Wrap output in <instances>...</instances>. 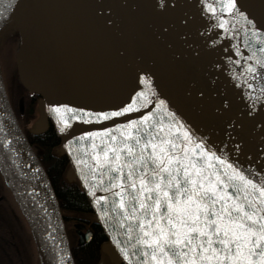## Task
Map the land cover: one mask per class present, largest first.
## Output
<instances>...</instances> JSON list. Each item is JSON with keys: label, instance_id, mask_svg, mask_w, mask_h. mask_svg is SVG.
I'll use <instances>...</instances> for the list:
<instances>
[{"label": "water", "instance_id": "95a60500", "mask_svg": "<svg viewBox=\"0 0 264 264\" xmlns=\"http://www.w3.org/2000/svg\"><path fill=\"white\" fill-rule=\"evenodd\" d=\"M105 1L120 15L135 40L144 39L133 0ZM220 2L223 6L228 0ZM235 4V12L242 15L228 13L223 7L222 12L248 85L258 83L259 89L252 97L264 122V68L256 64L257 59L264 61V53L259 51L264 47V0H235ZM3 21L11 22L17 36V79L27 92L38 96L43 115L60 143L95 222L115 248L122 264H141L143 257L133 255L136 249L131 247L135 239L129 241L128 236L129 223L136 222L125 221L121 227L123 211L118 207L112 211L120 202V197L112 193L119 189L104 192L98 185L100 174L92 180L89 168L78 163L84 160L95 166L90 159L94 154L91 145L109 137L80 138L123 129L149 113L167 123L168 118L164 116L167 112L175 122L183 124L153 94L121 51L101 21L93 0H0V23ZM249 65L257 67V73H248ZM253 75L257 78L252 79ZM139 94H144L146 99ZM257 96L260 99H255ZM129 106L136 110L124 112ZM54 108L73 110L65 113L67 127ZM113 112L123 115L113 117ZM104 115L110 118L98 119ZM62 127L64 131H60ZM183 130H187L184 125ZM113 134L119 138L118 132ZM205 150L208 149L205 147ZM0 174L31 233L39 264H73L57 200L15 119L1 76ZM109 186L106 178L104 187ZM100 197H107V200L97 203ZM144 250L141 247V252Z\"/></svg>", "mask_w": 264, "mask_h": 264}, {"label": "snow or ice", "instance_id": "6c2138e0", "mask_svg": "<svg viewBox=\"0 0 264 264\" xmlns=\"http://www.w3.org/2000/svg\"><path fill=\"white\" fill-rule=\"evenodd\" d=\"M166 6L167 0H160V7ZM222 7L242 15L235 12V0ZM207 10L217 11L212 4ZM226 23L222 21L219 27L225 28ZM259 51L264 53V47ZM256 64L264 68V61L257 59ZM247 72L255 74L257 67L249 65ZM135 110L129 106L124 112ZM53 111L67 127L65 113L73 110ZM120 115L123 113H111ZM164 116L167 123L149 113L123 129L80 138L109 137L91 145L94 154L90 159L95 166L84 160L78 163L89 168L92 180L100 174L98 185L104 192L119 189L112 193L120 197L112 211L116 207L123 211L121 227L125 221L136 222L129 223L128 232L129 241L135 239L133 255L143 257L141 264H264V182H254L205 150L171 114L165 112ZM106 178L109 187H104ZM101 200L107 197H100L97 203ZM138 246L145 250L141 252Z\"/></svg>", "mask_w": 264, "mask_h": 264}, {"label": "rangeland", "instance_id": "374dc122", "mask_svg": "<svg viewBox=\"0 0 264 264\" xmlns=\"http://www.w3.org/2000/svg\"><path fill=\"white\" fill-rule=\"evenodd\" d=\"M133 1L138 11L145 14L150 22L158 25L160 29L163 27V36H167L166 38L170 40V47L173 49L174 55V58H172V55L169 56V58L172 59L169 60V63L171 61L170 64L172 65L170 67V78H176V76H180V73L181 75L184 74L180 76L182 84V104L185 102L189 105L191 111L194 113V117L196 119L198 118V120L203 123L209 121L210 116L216 115L213 113L214 110L216 111L218 108L223 107L226 117L228 119L230 118L228 121L229 126L225 128V132L229 130V133H231L233 129L230 128L231 120L236 119V111L234 108H231L236 102V95L235 91L231 89L235 84L239 83L243 90L244 87L248 86V79L244 75L238 62L227 23L225 24V28L219 27V24L222 21H226V19L222 10H217L216 1L167 0V6L163 8L160 7V0ZM208 4H212V6L216 8L217 11L215 14L207 10ZM160 13L165 14V17L160 15ZM5 22L6 21H3V24H0L1 76L4 85L8 89L11 100L14 102V109L17 108L23 111V116L20 118L21 125L24 128L23 130L33 133L39 132L46 125L43 109L41 106L36 107L34 103L30 111L31 116H28L29 114L26 112L28 100L24 96L25 93H22L16 84L14 85L13 83L15 75L16 40L14 36L10 35V32H8L7 26L4 24ZM158 45L159 44L155 41L149 44L147 54L150 58L155 56L156 60L160 61L164 58L165 53L156 51ZM165 57H167V55ZM208 61L211 62V68H213V70L211 69L212 71L209 72H214L217 77V83H215L216 86L214 88H210L208 82L205 80L208 74H210L204 66ZM187 68L191 72L193 70V72H187ZM215 88L218 89V92L213 90ZM19 101H21L20 104L18 103ZM202 104H205L204 112H202V110L200 111V106H202ZM206 124V128L208 127L214 130L210 122ZM224 134L214 132L211 138L224 150L232 151L235 156L238 155L241 149L237 145V141H235L233 137L227 135V133ZM239 139L241 138L238 137V140ZM247 151L249 152L250 150L247 149L245 152ZM0 195L3 197L4 201L8 200L12 206L13 200L6 187L1 188ZM3 209L6 213L7 208L4 207ZM14 211L16 213V210ZM24 225L21 224V228H27L26 225ZM67 234V238L71 240V244H74L75 234L72 231ZM18 235L24 240L22 243L27 242L25 230H22V233L20 232ZM28 247L29 245L27 246L26 244L27 251H29ZM10 260L14 261L15 258H10ZM7 263L10 264L9 261H7Z\"/></svg>", "mask_w": 264, "mask_h": 264}, {"label": "bare ground", "instance_id": "6f19581e", "mask_svg": "<svg viewBox=\"0 0 264 264\" xmlns=\"http://www.w3.org/2000/svg\"><path fill=\"white\" fill-rule=\"evenodd\" d=\"M215 1L217 10L221 11L222 6L220 0ZM93 2L101 21L115 39L121 51L133 63L145 83L147 81L146 84L153 94L175 115L185 128L199 142L203 143L208 150L225 159L227 163L233 165L237 170L242 171L249 178H252L254 182H264V122L256 110L254 98L252 97V94L259 89L258 83H255L251 88L248 85L243 90L241 85L237 83L231 89L235 91L236 95V102L231 107L236 111V119L233 118L234 120H231L230 123V128H233L231 133H229V130L225 132V128L229 126L228 121L230 118L228 119L226 117L223 107L213 111L217 116H210L209 121L204 123L200 122L198 118L196 119L194 117L190 106L185 102L182 104V84L180 76L184 74L181 75L180 73V76H176L173 79L170 78V67L172 65L170 64L171 61L169 63V60L172 59L169 56L172 55V58H174V55L173 49L170 47V40L166 38V35V37L163 36V27L160 29L158 25L150 22L149 18L142 12H139L135 7L140 31L144 37L141 41H137L122 23L120 15L105 0H93ZM160 15L165 17V14L160 13ZM153 41L159 44L156 51H162L167 57L164 56L162 60L157 61L155 56L152 58L148 56V46ZM204 66L208 73H210L205 80L208 82L210 88H214L216 86L215 83H217V77L214 72H209L213 70L211 68L212 64L208 61ZM186 71H189L188 68ZM213 90L218 92L216 88ZM204 109L205 104H202L200 111L202 110L204 112ZM208 122H210L215 131L211 128H206V123ZM214 132L219 134L227 133V135L233 137L241 149L238 152L239 154L235 156L232 151L224 150L221 146L217 145L211 138ZM238 137L241 139L238 140ZM247 149L250 151L245 152ZM64 225L66 226V224Z\"/></svg>", "mask_w": 264, "mask_h": 264}, {"label": "trees", "instance_id": "16d2710c", "mask_svg": "<svg viewBox=\"0 0 264 264\" xmlns=\"http://www.w3.org/2000/svg\"><path fill=\"white\" fill-rule=\"evenodd\" d=\"M14 85L20 89L22 93L28 94L32 97V99H38L34 93L27 92L19 83L16 75V70L14 66ZM13 85V86H14ZM14 88V87H13ZM27 103V101H26ZM34 105V102L27 103L26 112H28V116H31V110ZM29 106V109H28ZM24 136L31 148L33 149L37 159L39 160L48 180L52 187L53 193L57 200L59 211L62 215V220H67L72 216L79 215V213L90 212L89 206L83 196L80 186L75 179L72 171L69 169L68 162L62 152H58L60 147V143L58 139L54 136L52 132V128L49 124L45 125V127L39 132H27L24 131ZM12 210H16L17 219H19L20 224L17 228H12V225L9 226L7 223V217L4 214L2 215V221H0V263L9 264L7 261L12 262V264H20L21 260H16L13 254V248H20L21 243L24 241L18 234L22 230H25L27 246L29 245V263L28 264H39L38 256L36 254L35 245L32 239L30 231L27 228H21V224L24 225V219L17 207V205L12 201ZM26 225V223H25ZM24 225V226H25ZM96 234H99L103 237V233L98 226H95ZM19 228V230H18ZM66 233V232H65ZM17 236V237H16ZM15 238V240H14ZM2 239L6 243H2ZM101 239H94L93 243L100 242ZM9 242V243H8ZM70 242V243H69ZM69 251L73 260V264H81L80 257L75 256L76 247L74 244H71V240L68 238ZM22 250V249H21ZM10 258H15L14 261H11Z\"/></svg>", "mask_w": 264, "mask_h": 264}, {"label": "flooded vegetation", "instance_id": "af4514ba", "mask_svg": "<svg viewBox=\"0 0 264 264\" xmlns=\"http://www.w3.org/2000/svg\"><path fill=\"white\" fill-rule=\"evenodd\" d=\"M4 24L7 26V29H8V32H10V35H13L15 40H16L17 39L16 32L13 29L11 22L6 21ZM0 71H1V63H0ZM0 76H1V72H0ZM1 80H2L3 87H4V90L6 93V97L8 99L9 104H10L12 112L15 116V119H16L21 131L24 133V130H23L24 128L20 122V118L23 116V114H22L23 111L21 109H17V108L14 109V105H13L14 102H12V100L10 98L8 89L4 85V81L2 79V76H1ZM24 96L30 103L34 102L36 104V107L37 106L42 107V104L40 103L39 99L34 100L28 94H25ZM18 100H19V98H18ZM20 102L21 101H19L18 103L20 104ZM42 109H43V107H42ZM45 121H46V119H45ZM46 125H47V121H46ZM3 187H6V185H5L3 178L0 174V190ZM6 189H7V187H6ZM8 193H9V191H8ZM4 207L7 208V212L5 213V215L7 217V223L9 224V226L12 225V228H17L19 225V219H17V215H16L15 211L12 210V206L10 205L8 200L4 201L3 197L0 195V221H1V223H3L2 215L5 212V210L3 209ZM64 221H65V223H63L64 231L68 232V230H69V232L72 231L75 234L74 247L77 248V250H75V256L80 257L81 264H122V262L118 258V255H117L113 245L110 244L106 240L104 235H102L103 237H101L99 234H96V231H95L96 227L95 226H98V225L95 222L94 217H93L91 212L79 213V215L71 216L67 220L63 219V222ZM64 224H66V226ZM67 232L65 233L66 238L68 235ZM99 238L101 239L100 242L93 243L94 239H99ZM0 239H1V237H0ZM67 241H68V238H67ZM1 242L7 244V242H4L3 239ZM68 247H69V244H68ZM12 256H14L16 258V260H21L22 263H20V264H28L29 263V253L26 252V242L21 243L20 248H13Z\"/></svg>", "mask_w": 264, "mask_h": 264}]
</instances>
